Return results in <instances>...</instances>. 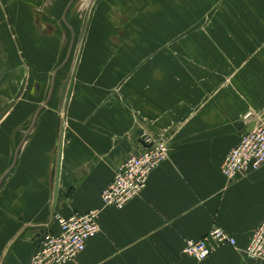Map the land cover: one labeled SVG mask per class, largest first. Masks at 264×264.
<instances>
[{
    "label": "crops",
    "instance_id": "crops-1",
    "mask_svg": "<svg viewBox=\"0 0 264 264\" xmlns=\"http://www.w3.org/2000/svg\"><path fill=\"white\" fill-rule=\"evenodd\" d=\"M5 1L0 114L14 105L0 119V264H30L57 214L102 209L118 166L158 136L168 161L124 208L102 209L101 232L69 264H264L242 253L264 219V166L231 182L222 171L264 116V0ZM82 12L71 100L63 115L59 98L44 100L28 125L27 78L63 57L58 28L73 52ZM215 228L236 248L183 253Z\"/></svg>",
    "mask_w": 264,
    "mask_h": 264
},
{
    "label": "built area",
    "instance_id": "built-area-1",
    "mask_svg": "<svg viewBox=\"0 0 264 264\" xmlns=\"http://www.w3.org/2000/svg\"><path fill=\"white\" fill-rule=\"evenodd\" d=\"M159 140L143 139L144 148L139 154L130 155L118 166L112 183L102 193L103 208L122 209L139 197L146 189L151 173L169 159V146L163 137ZM222 166L229 182L240 174L257 172L264 166V116L255 129L244 133L236 148L225 158ZM102 209L69 218L56 215L58 233L44 235L30 264H69L75 262L86 249L88 242L100 232L99 218ZM225 245L237 246L234 237L222 228H215L199 240L185 241L183 253L202 262ZM242 253L251 260L264 261V219L253 232Z\"/></svg>",
    "mask_w": 264,
    "mask_h": 264
},
{
    "label": "rangeland",
    "instance_id": "rangeland-1",
    "mask_svg": "<svg viewBox=\"0 0 264 264\" xmlns=\"http://www.w3.org/2000/svg\"><path fill=\"white\" fill-rule=\"evenodd\" d=\"M15 1H17V0H15ZM13 3H14V0H13ZM24 4H26V8L31 7L32 9L36 5L35 3L31 4L30 2H28V0H18V2L14 3L13 5H15L16 7H21ZM40 4H38V5H40ZM70 6H71V3L69 4V7ZM89 13H90V10H89ZM89 13L88 12H82V14L84 15V16H82V18L85 21V23L82 25V27L81 26L76 27V29H74V27H72L74 32H75V38H76L75 39V45L73 48V52L71 53V58L68 61V63L66 64V66L63 69L61 68L59 70V73H58L57 77L55 78V90H53L54 95L52 96L53 97L52 99L55 100V99L59 98V101H61L62 105H61V107H59L58 112H59V114H62V115H63V109H64L62 107L63 106L62 101H64L67 97V93H68V90L70 87V83L72 82L71 80L73 77L74 68L76 66L77 61L79 60L78 58H79L80 46H81V42H82V39L80 37L82 34H84L85 25L89 19ZM73 15H74V10L72 9L69 13V18ZM56 35H57L56 40H59L60 45L63 46V49L65 51L64 55L60 59L59 63L56 66H51L48 68H46V67L42 68L41 65H39L37 68H35V70L33 69L34 70L33 78L30 80H29V76L27 78V83H26L24 95L22 98H24V99L26 98V100L23 103L27 102L29 105L28 106V115H31V116L28 119V125L32 124L33 119H34L35 114L37 113L38 109L41 106H43V104H42L43 101L48 100L50 93L52 91V83H53V79H54V74H55L56 70L59 67H61L62 64L66 61V59L68 58V55L70 53V47H71L70 45H71L72 35H70L69 32H66L65 35H63L61 33V28H58V34H56ZM52 40H54V38ZM35 62L37 63L38 60L36 59ZM37 82L40 83L41 85H43V87H44V92L41 94V96L39 98H36L34 96V94H35L34 84ZM40 104H42V105L39 107ZM248 133H250V132H248ZM158 137H160V136H158ZM158 137H153V138L146 137V138H151L152 140H159ZM230 152H229V154H230ZM223 164H222V166H223Z\"/></svg>",
    "mask_w": 264,
    "mask_h": 264
},
{
    "label": "water",
    "instance_id": "water-1",
    "mask_svg": "<svg viewBox=\"0 0 264 264\" xmlns=\"http://www.w3.org/2000/svg\"><path fill=\"white\" fill-rule=\"evenodd\" d=\"M1 2L3 3V5H6V1H5V0H1ZM69 58H70V55L68 56V58L66 59V61L63 63V65H62L61 67H59V68L56 70V72H55V74H54V79L56 78L57 73L59 72V70H60L61 68H63V67L67 64ZM74 84H75V82L73 81L72 84H71L70 90H69V92H68V100H69V101L71 100V97H72V94H73ZM53 89H54V82H53V85H52V91H51V93H50V96H49L48 100L46 101V103L44 104V106H47V105L49 104V102H50V100H51V97H52V94H53ZM13 105H14V102H13L12 104H10V106H9L8 108H6V109L0 114V119H2V117H3V116H4V115L10 110V108H11ZM37 116H38V114H37ZM254 129H255V128H254ZM59 180H60V171H59V173H58V183H59Z\"/></svg>",
    "mask_w": 264,
    "mask_h": 264
},
{
    "label": "flooded vegetation",
    "instance_id": "flooded-vegetation-1",
    "mask_svg": "<svg viewBox=\"0 0 264 264\" xmlns=\"http://www.w3.org/2000/svg\"><path fill=\"white\" fill-rule=\"evenodd\" d=\"M69 55H71V53H70ZM69 60H70V58H69ZM69 60H68V61H69ZM67 63H68V62H67ZM62 65H63V64H62ZM65 66H66V65H65ZM65 66H64V67H65ZM64 67H63V68H64ZM63 68H62V69H63ZM58 73H59V72H58ZM58 73H57V75H58ZM56 77H57V76H56ZM53 82H55V79H53ZM52 85H53V83H52ZM54 86H55V83H54ZM53 90H54V89H53Z\"/></svg>",
    "mask_w": 264,
    "mask_h": 264
}]
</instances>
